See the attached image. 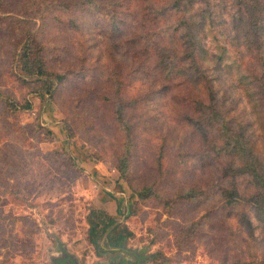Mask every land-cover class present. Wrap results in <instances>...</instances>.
<instances>
[{
    "label": "rangeland",
    "instance_id": "obj_1",
    "mask_svg": "<svg viewBox=\"0 0 264 264\" xmlns=\"http://www.w3.org/2000/svg\"><path fill=\"white\" fill-rule=\"evenodd\" d=\"M252 8L264 16V0H0V264L264 260V220L223 201L232 159L201 123L215 96L264 144Z\"/></svg>",
    "mask_w": 264,
    "mask_h": 264
},
{
    "label": "trees",
    "instance_id": "obj_2",
    "mask_svg": "<svg viewBox=\"0 0 264 264\" xmlns=\"http://www.w3.org/2000/svg\"><path fill=\"white\" fill-rule=\"evenodd\" d=\"M181 8H184L183 3ZM256 10L258 11L260 9L252 8L251 11V26L253 31L257 33V36H251V40L255 45L261 46L255 38L264 34V16L261 13L260 15L262 17L258 14L254 15L253 12ZM185 24H187V28ZM188 24L189 22L183 19L182 22L176 23L174 31L178 33L181 29H185L186 37L189 41V54L194 58H198L199 53L198 51L196 52L197 43L199 41L197 32L196 30L193 31ZM29 42L30 40L25 42L24 55L21 57L23 60L31 62L30 65L32 68L38 66V73L41 74L43 73L44 63L41 58L32 60L31 43ZM168 52L169 51L162 49L159 51L158 55L161 57ZM173 64L174 63L166 66L169 67L168 69L171 72L173 70ZM59 80H61V77H59ZM38 90L43 91V86L41 85ZM213 97L216 99L215 96ZM214 99L213 105L208 107L209 111H204L202 115L204 121L201 123H211L214 132L220 137V142L223 145V147H220L223 151L221 154L232 159L230 173L232 175L231 184L220 190L221 197L227 206H236L241 199H243L242 201L245 203H255L257 206L255 209L257 211V216L264 220V144L261 146L262 148L260 150H255L248 138L246 127L243 128L242 125H239L237 129L234 119H231L229 113L224 111V107H221ZM260 104L264 107V103L261 102V99ZM26 108H30V105L27 104ZM260 118V124L264 126V108ZM119 172L124 175L126 169L119 168ZM243 185L244 189L242 190ZM94 228L91 229L93 232L95 231ZM259 264H264V260Z\"/></svg>",
    "mask_w": 264,
    "mask_h": 264
},
{
    "label": "water",
    "instance_id": "obj_3",
    "mask_svg": "<svg viewBox=\"0 0 264 264\" xmlns=\"http://www.w3.org/2000/svg\"><path fill=\"white\" fill-rule=\"evenodd\" d=\"M63 264H68V263L65 261V263H63ZM71 264H74V263H71ZM119 264H142V262L138 261V259H137L136 263H130V262L126 261L125 259H123Z\"/></svg>",
    "mask_w": 264,
    "mask_h": 264
}]
</instances>
